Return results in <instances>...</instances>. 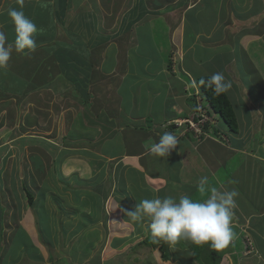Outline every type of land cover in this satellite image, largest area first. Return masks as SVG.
Here are the masks:
<instances>
[{
    "label": "crops",
    "instance_id": "obj_1",
    "mask_svg": "<svg viewBox=\"0 0 264 264\" xmlns=\"http://www.w3.org/2000/svg\"><path fill=\"white\" fill-rule=\"evenodd\" d=\"M19 7L37 25V48L30 55L13 51L7 69L0 70V139H5L0 145L6 150L0 157V264L4 259L8 264L22 261L15 249L18 232L31 236L39 251V238L52 243L47 238L58 237L57 230L47 235L38 227L37 199L34 196L29 206L25 189L27 204L24 201L21 209L17 182L27 181L23 165L30 159L20 161L14 178L7 140L19 149H40L41 155H34L33 161L37 168L42 166L41 172H35L38 180L47 175L42 156L48 150L54 149L55 158L59 157L58 169L66 173H62L64 179L80 182L79 177L86 174L81 167L91 164V174L100 178L98 185L107 187L105 198L99 201L96 196L102 210L107 197L111 208H117L116 204L121 210L135 207L149 197L145 193L157 196L152 191L155 187H161L158 193L165 191L176 199L185 194L204 199L196 189L203 176L219 191L235 188L239 191L232 225L235 237L228 249L216 254L220 264H264V0H23L22 5L18 0H0V30L9 43L14 42L15 31L7 11ZM171 34L181 51L177 54L181 61L175 65L177 75L168 63ZM99 35H103L100 43L88 42V36ZM118 50L123 55L117 56ZM230 63L234 71L227 72ZM117 68L121 72L127 69L126 76L112 75ZM215 72H222L232 82L226 95L236 115L237 133L220 117L214 118L212 109L206 132L196 134L188 126L204 97H200L196 80ZM254 82L263 92L251 90L249 85ZM39 103L46 106V118L39 116ZM19 118H26L29 127H21ZM40 122L38 130L43 135L25 136L28 131L35 133ZM10 130L7 134L15 133L10 136L13 139L2 138ZM165 132L177 135L179 145L167 158H159L150 153V147ZM253 133L256 142L252 143ZM48 135L53 142L44 143V149L38 144ZM154 159L160 161L163 172L158 174L163 177H152L154 164L150 161ZM111 163L114 170L120 169L119 174L109 173ZM77 166L79 172H73ZM47 176L52 179L49 173ZM37 179L36 188L44 192L42 199L52 188L39 185ZM81 204L83 211L90 205ZM43 212L47 215L48 211ZM103 218L105 222L106 216ZM59 238L63 240L65 235L60 233ZM249 240H254L250 246ZM178 255L160 253L158 262L155 256L151 261L182 264ZM191 258L193 264H199ZM50 261L43 256L28 264Z\"/></svg>",
    "mask_w": 264,
    "mask_h": 264
},
{
    "label": "rangeland",
    "instance_id": "obj_2",
    "mask_svg": "<svg viewBox=\"0 0 264 264\" xmlns=\"http://www.w3.org/2000/svg\"><path fill=\"white\" fill-rule=\"evenodd\" d=\"M102 33H104V31ZM87 39L89 40L88 42L90 44L96 43V42L100 43V41H102L103 39V35L88 36ZM87 39L84 38L85 46H87ZM106 39H108L107 36H106ZM174 40L176 41L175 37L174 36L172 37V34H171L170 43L168 45V47L170 48L168 63L171 66V70L174 69L175 71L174 74H176V73H179V70L177 66L175 67V65L179 64V62L181 61L180 58L177 59L178 58L177 56L181 54V51L178 48L179 43H176ZM115 54L117 56L121 54L123 55V51L118 50L115 52ZM100 56L101 58L104 56L103 52L102 54H100ZM119 59L120 61H122L125 59V56L124 58L119 57ZM121 63L124 64V62H121ZM66 70H69V69H66ZM127 71L128 70L126 69V71H123L124 72L123 73L121 72L120 68H117V70H115L112 75H117L119 78H123L126 76ZM226 71L227 72L234 71V69L232 68V63H230L227 66ZM112 78L115 79L114 76H112ZM7 82L14 83L13 80H8ZM249 86L251 90L254 91L255 93L263 92L258 82H254V84H250ZM202 96L203 95L200 94V97ZM39 101L43 102L45 100L40 99ZM199 102H200V105L204 104L205 106L207 101L203 97L199 100ZM40 106H41V109H40L39 116L42 118H46V113H47L46 112L47 109H45L46 106H43V104H40ZM198 111L201 114L203 112H206L204 109H198ZM215 117L216 119H218L220 115L216 113L214 115V118ZM26 120H27L26 118H23V119L19 118L18 124L21 125V127L23 128H27L29 127V125L26 123L27 122ZM46 122L47 121H45V124H47ZM41 124H43V122H40V127L36 128L35 133L28 131L25 134V136H28V137H31L32 135L36 136L37 133H40L38 129L41 128ZM211 125H214V121L211 122ZM31 126L30 128L33 129V127ZM18 128L19 127H17L16 129ZM10 132L12 131L10 130L6 133L4 132L2 138L7 137V139L8 138L13 139V138H10V136L15 133L7 134ZM40 134L43 135L42 133ZM49 136H52V135H48L46 136V138ZM220 136H221V133H220ZM251 138H253L251 140L252 143L256 142L255 133H253V136H251ZM221 139L224 141H227V137L223 135L221 136ZM1 140L4 141L5 139H0V142ZM41 141H43V144H38V145L42 146L44 149L46 148V145L44 143H49L47 141L53 142L52 140L48 138L47 140L41 139ZM7 143H8L7 148L8 147L11 148V149H8V154L10 153L9 155L10 157H8L7 159L9 160L8 164L12 165L13 173L12 172L11 173L14 178H16V176L19 174L18 170H19L20 161L22 162L27 161V157H29L30 159L29 163L24 162V165H23V172H26V173H23L22 175L28 178L27 181L22 180V182H17L19 186L18 194H19V197L22 198V201H21L22 203L20 204L22 206L21 209H23L24 201L27 204L26 197L24 196L22 192V190L25 189L29 193H31L33 197L35 196V199H37L36 204H35L36 206L35 211L37 212L35 214V211H34L33 214H35V216H38V219H37V225L39 222L38 227L40 226V229H42V232H45V234L47 232V235H49L48 231L50 230L58 231L57 232L58 237L56 240L51 239L50 237L47 238V241L52 242V243H47L46 241H44V238H39L40 246H41L40 249H42L41 250L42 252L37 250L34 247L33 239L31 238V236L25 237L22 232H18L17 238L15 239V242L17 243L15 249L17 250V253H16L17 259L22 258V261L19 264H28V261L33 260V259L41 260L43 256L46 259L51 260L50 264H153L154 261L153 260H152L153 262L151 261V256H155L156 258L160 256L161 252H160L159 247H156L154 249L153 247L142 244V240L145 239V236H147L148 234V230H149L148 222L146 221L143 223L132 222L125 215L124 210H129V209L133 210V208L135 207L133 206L125 207L124 206L125 209L121 210L119 209L120 206L116 204L117 208L115 209L111 208V204H110L111 198L107 197L108 201L105 202L103 210L101 209V205H99L100 203L98 204L96 196L92 193L93 186L98 185V183H100L98 182L100 178H97L98 175L96 174H91L94 170L91 164H89V167L86 165L81 167V169H86L82 171L86 173L87 175L88 174L89 175L88 176L86 174L84 176L81 175V177H79V179L81 180L80 182L76 180H70L68 179V177L64 179L63 174H66V173L64 171L62 172L61 169H58L59 160H60L59 157L57 159L55 158V155L53 153L54 149L53 151L48 150L47 156L45 153H44V156H42L43 163H44L43 167L45 168L47 175L49 173L52 179L48 178L46 173H44L43 174L44 179L38 180L36 178V173L41 172L42 166L39 165L37 168L36 163L34 164L33 161L35 159L34 155H39V156L41 155V152H39L40 149L39 148L36 149L30 146L29 147L26 146L25 148L22 147L19 149V148H16L14 143L11 141L7 140ZM16 150H20V152L18 154H15L14 152ZM5 152H6L5 147L0 145V157H2L3 155L5 156L6 155ZM52 159H55V161H51ZM150 162L154 164V167L152 168V173H151L152 177H163V173L158 174L159 172H163L160 161H158L157 159L156 160L154 159V161H150ZM117 169L114 170L112 163L110 165V169L108 168L109 173H113L114 175L119 174L120 169L118 171ZM79 170H80L79 166H77V168H74V167L72 168L73 172L75 171L79 172ZM45 171H42V172H45ZM36 179L40 181L39 185L50 186L52 188V189L50 188L51 189L50 195L45 194L44 198L41 199V195L43 196L44 192L39 191V189L36 188ZM101 179H105V177L103 176ZM12 183L14 185L15 181L13 180ZM211 183L213 185V182ZM130 186H132V183H130L129 187ZM159 188L155 187V189H153L152 191H154V193L157 192V196L161 198L167 197V195L165 194V191L158 193ZM81 189L86 194L80 191ZM134 189H138V187H135ZM77 194L80 197H78ZM104 194H107V193L104 191V193L101 195L100 198H103ZM47 195L49 197H47ZM145 195L149 196L147 197V199L154 198V197H151V196H154L152 193H145ZM81 201H84L85 204H87L86 202L90 204L87 210L83 211L84 209H83V205L81 204ZM137 204L138 203H136V205ZM10 205L12 209L13 208L12 204ZM43 210L44 211L47 210L48 212L50 210L51 211L50 214H53L51 216H53L52 218L54 221H52L50 225H49L50 223L49 220L51 221V216L49 219L47 217L48 212L46 215V213L43 212ZM104 210H105V213L102 212ZM104 215L106 216L105 222L103 218ZM83 222H85L86 224L83 225ZM136 224H140L141 227L136 228ZM60 233L65 235V238L63 240L59 238ZM253 241L254 240H251V241L249 240V242H247L249 244L248 246H250ZM113 242L115 244H113ZM178 245L170 246L168 244L167 250L170 253L167 252V254H170V256L172 257L179 254L178 256L181 258L180 263L193 264L194 261L191 258L193 251L192 253H190L191 249L188 247V245L186 246L181 245V244H178ZM14 247L12 246L8 252V255L11 258L13 257V254H14ZM191 248L194 249L196 247H191ZM205 252L207 253V251H204V253L201 255V259H199L200 263L202 264L204 263L203 258L206 255ZM86 253L87 254L91 253V255H85ZM95 255L97 256L95 260L90 259L91 257L94 258ZM158 261H159V258L157 259V262ZM34 263L36 264V262ZM4 264H8L6 263L5 259H4Z\"/></svg>",
    "mask_w": 264,
    "mask_h": 264
},
{
    "label": "clouds",
    "instance_id": "obj_3",
    "mask_svg": "<svg viewBox=\"0 0 264 264\" xmlns=\"http://www.w3.org/2000/svg\"><path fill=\"white\" fill-rule=\"evenodd\" d=\"M18 3L22 5L23 0H18ZM7 15L14 26L15 40L9 43L5 32L0 30V70L7 69L13 51L21 55H30L37 48L35 39L37 25L25 14L23 8H10ZM199 83L211 88L216 96L229 93L233 87L232 82L227 80L222 72H215L207 80L201 79ZM200 93L202 94L201 91ZM197 108L206 112L201 114ZM197 108L195 119L202 117L204 121H209V112L212 113V108L208 102L205 106L202 104ZM188 126L191 128L193 126L192 131L194 130L196 134L201 132L195 121ZM178 145L177 135L165 132L158 142L151 145L150 153L159 158H167ZM196 189L206 198L194 199L187 194L178 199L172 196L164 198L156 196L142 199L133 210H124V213L132 222H148L153 243L163 241L170 246H176L179 241L188 240L198 247L208 245L216 251H222L235 237L232 225L235 209L238 207L239 191L235 188L219 191L211 186L207 176L199 178Z\"/></svg>",
    "mask_w": 264,
    "mask_h": 264
},
{
    "label": "trees",
    "instance_id": "obj_4",
    "mask_svg": "<svg viewBox=\"0 0 264 264\" xmlns=\"http://www.w3.org/2000/svg\"><path fill=\"white\" fill-rule=\"evenodd\" d=\"M209 77L210 76H200L196 80V83L199 86L202 94H204L209 106L213 109V111H215L216 113H218L220 115V118L223 120V122L230 129L231 132L237 133L238 129H237L236 115H235L233 106H232L230 100L228 99L227 95L222 94L220 96H216V95H214L211 88H208V87H206V85H201L199 83L201 79L207 80ZM194 121L197 124V127L201 128L200 129L201 132H204V131L206 132L208 130V127H209L207 125L208 121H204L202 117L200 119H195ZM219 172H223V170L219 169ZM106 188H107L106 185H103V183H101L100 185H97V186L95 185V186H93L92 193L97 197H101V195L104 193V190ZM26 196H27L29 205L32 206L33 205V199H34L33 195L27 191ZM103 198H105V197H103ZM99 201H101V198ZM101 209H102V207H101ZM142 244H145L146 246H150L153 248L159 247L161 254L165 255V257H168V254H167L168 244L163 242V241H161L160 243H153V239L151 237L150 230H148V234H147L146 238L142 241ZM178 244H181L184 246L188 245V247L191 249L190 250L191 253L193 251V253H192L193 259L196 262H198L199 264H202V263H200L199 259H201V255L204 253V251H207V253L205 252L206 255L203 258L204 259L203 264H219L220 263L221 259L217 256L216 250L212 249L208 245L198 247V246L193 245L188 240H181V241H179V243L176 244V246ZM191 247H196V248L192 249Z\"/></svg>",
    "mask_w": 264,
    "mask_h": 264
},
{
    "label": "bare ground",
    "instance_id": "obj_5",
    "mask_svg": "<svg viewBox=\"0 0 264 264\" xmlns=\"http://www.w3.org/2000/svg\"><path fill=\"white\" fill-rule=\"evenodd\" d=\"M170 62V61H169ZM199 93V92H198ZM85 256V255H84Z\"/></svg>",
    "mask_w": 264,
    "mask_h": 264
}]
</instances>
